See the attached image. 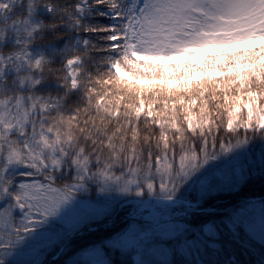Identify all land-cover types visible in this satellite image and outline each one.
<instances>
[{"label": "snow or ice", "instance_id": "1", "mask_svg": "<svg viewBox=\"0 0 264 264\" xmlns=\"http://www.w3.org/2000/svg\"><path fill=\"white\" fill-rule=\"evenodd\" d=\"M0 264H264V0H0Z\"/></svg>", "mask_w": 264, "mask_h": 264}]
</instances>
